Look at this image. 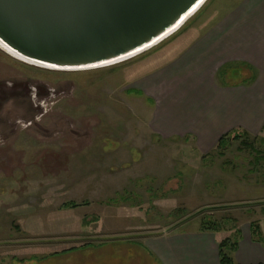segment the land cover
I'll return each mask as SVG.
<instances>
[{
    "label": "rangeland",
    "instance_id": "1",
    "mask_svg": "<svg viewBox=\"0 0 264 264\" xmlns=\"http://www.w3.org/2000/svg\"><path fill=\"white\" fill-rule=\"evenodd\" d=\"M216 2L111 65L48 68L0 45V264H160L143 245L204 219L221 241L248 237L253 224L264 235V132L201 149L194 136L153 129L165 118L153 120L157 100L140 89ZM246 67L223 69L221 81L251 85ZM173 97L158 100L162 115L186 110L190 93Z\"/></svg>",
    "mask_w": 264,
    "mask_h": 264
},
{
    "label": "crops",
    "instance_id": "2",
    "mask_svg": "<svg viewBox=\"0 0 264 264\" xmlns=\"http://www.w3.org/2000/svg\"><path fill=\"white\" fill-rule=\"evenodd\" d=\"M218 1L171 42L181 47V55L140 87L159 105L153 120L165 118L164 127L153 121V129L168 136H194L201 149L215 147L235 130L264 132V0ZM241 65L255 71L251 85L221 81L223 69ZM182 93H190L186 110L179 105V111L162 115L158 100L170 102L173 94L175 100ZM220 241L216 232L200 228L158 235L143 246L160 264H221ZM238 244L231 254L238 264H264V240L253 238L250 230Z\"/></svg>",
    "mask_w": 264,
    "mask_h": 264
},
{
    "label": "water",
    "instance_id": "3",
    "mask_svg": "<svg viewBox=\"0 0 264 264\" xmlns=\"http://www.w3.org/2000/svg\"><path fill=\"white\" fill-rule=\"evenodd\" d=\"M207 0H0V45L48 68H95L138 55Z\"/></svg>",
    "mask_w": 264,
    "mask_h": 264
},
{
    "label": "trees",
    "instance_id": "4",
    "mask_svg": "<svg viewBox=\"0 0 264 264\" xmlns=\"http://www.w3.org/2000/svg\"><path fill=\"white\" fill-rule=\"evenodd\" d=\"M229 69H230V71H233L234 67H228L227 70H229ZM245 70H251V69L249 67H246L244 69V71ZM234 71L238 72V69H236V70L234 69ZM241 72H243V71H241ZM251 79H253V78L252 77L248 78V80H251ZM140 94H142V93H140ZM232 132L224 135L219 140V142H218L219 147L224 146V144L226 143V140L228 138H233L235 140H239L242 138V134L239 133L240 132L239 130H235L233 133ZM256 152H257V156L255 157V160H256V162H261L262 157H263V155L261 154L262 152L260 153V152H258V150H256ZM64 207H66V208H77V207H79V204L74 203V202H70V203L64 204ZM202 224H203L201 227L202 231H212V232L218 231V226H216V224L212 220L208 221L207 219H204V220H202ZM206 224H210L212 226H209ZM251 232H252L253 238H255L258 241L263 242L264 238L259 233L258 227H256L254 224L251 226ZM239 236H241V234H239ZM239 238L240 237H238L236 239V241H233L231 238H226V239L220 241V243H219V257H220V263L221 264H238L231 254H232V252H234L238 249ZM74 250H77V248H71V249L65 250L63 252H56L54 254H62V253H67V252H71Z\"/></svg>",
    "mask_w": 264,
    "mask_h": 264
}]
</instances>
